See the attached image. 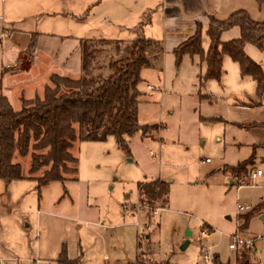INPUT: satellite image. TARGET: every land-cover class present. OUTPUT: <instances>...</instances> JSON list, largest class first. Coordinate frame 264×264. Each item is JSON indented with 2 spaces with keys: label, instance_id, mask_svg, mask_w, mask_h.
I'll list each match as a JSON object with an SVG mask.
<instances>
[{
  "label": "rangeland",
  "instance_id": "rangeland-1",
  "mask_svg": "<svg viewBox=\"0 0 264 264\" xmlns=\"http://www.w3.org/2000/svg\"><path fill=\"white\" fill-rule=\"evenodd\" d=\"M140 9L122 0H0V64L5 59L3 36L14 31L28 39L40 34L128 42L135 39L132 33L151 23V33L157 35L153 15L141 19ZM147 27L144 34L149 35ZM31 55L24 51L22 63ZM152 66L141 73L137 85L140 94L150 97L144 102L138 97L137 104L138 125L156 126L147 132L149 137L133 133L126 139L128 152L118 148L112 137L77 143L72 150L76 180L51 182L39 189L30 180L7 184L0 180L4 208L0 255L13 256L14 264L35 259L55 264L61 251L68 260L78 259V264L137 262L138 231L132 208L137 203L136 184L157 176L169 180L168 205L150 218L147 239L140 243L141 264H204L203 247L209 248L210 264L214 257L216 264H233L227 236L236 230L239 216L260 204L246 229H238L243 238L264 237V151L251 149L249 135L225 123L227 114L219 100L200 97L218 94V85L214 80L198 85L202 72L197 58L184 56L175 64L171 52H165L152 59ZM3 84L0 76V93ZM208 84L214 86L213 92ZM250 157L263 177L252 179L250 171L244 178L247 184L229 185L234 178L221 172L223 166L234 167ZM237 205L247 210L238 212ZM202 222L210 228L204 238ZM256 247L264 263V247L258 242Z\"/></svg>",
  "mask_w": 264,
  "mask_h": 264
},
{
  "label": "trees",
  "instance_id": "trees-1",
  "mask_svg": "<svg viewBox=\"0 0 264 264\" xmlns=\"http://www.w3.org/2000/svg\"><path fill=\"white\" fill-rule=\"evenodd\" d=\"M255 2L258 6L264 4V0ZM207 20V48L201 47L200 26L196 24L193 35L171 51L175 64L184 56L197 58L204 66L203 74L197 77L201 86L205 81L219 80L221 60L227 56L237 65L240 77L254 82L259 99L264 92V76L259 65L244 54L243 47L251 45L264 52V23L252 21L245 11L233 12L224 20L212 17ZM234 27L238 29V38L220 42V34ZM35 46L36 37L32 34L25 52L33 53ZM160 50L159 41L140 36L128 42L79 39L76 79L51 74L41 97L19 98L18 111H13L6 98L0 96V180H31L36 189L51 182L76 180L77 159L72 150L77 143L101 142L112 137L118 148L128 152L126 139L129 136L139 131L146 137L147 132L154 131L156 126L137 123V85L141 70L149 66V54ZM29 63L21 60L12 70H23ZM253 103L259 104L258 101ZM251 168L252 157L234 167L225 166L223 172L240 180L247 177ZM136 190L140 204L159 209L165 206L166 183H137ZM260 205L238 217L240 229L260 210ZM216 261L214 257L213 264ZM55 264H77V260H68L61 251ZM132 264L141 262L137 260ZM233 264L253 263L243 249L234 252Z\"/></svg>",
  "mask_w": 264,
  "mask_h": 264
},
{
  "label": "crops",
  "instance_id": "crops-1",
  "mask_svg": "<svg viewBox=\"0 0 264 264\" xmlns=\"http://www.w3.org/2000/svg\"><path fill=\"white\" fill-rule=\"evenodd\" d=\"M122 1L129 2L131 6H141V19H144V17L146 18L147 15L151 13L153 15L151 20H155L156 26L158 25L157 27L159 33L156 32L157 35H152L151 23L148 27L146 26L149 35L146 33L144 34L146 27H144L145 24L142 23L143 21H140L142 23V27H144L142 31L140 30L138 33L131 32L135 36L134 38L140 36L145 39L159 41L161 45L160 51L149 54V66L142 69L140 75L144 70H149L153 67L152 59L155 56L163 55L165 52L170 53L179 43L192 36L195 31L196 24H199L200 26L201 43L204 42V40H207L205 31L208 23L207 19L209 17H212L216 20H224L233 12L245 11L252 21L264 23V4L258 6L255 0ZM135 29L136 27L133 29V31H135ZM35 35L37 36L35 50L31 55V59L28 60L30 61L28 67L23 70L12 69L14 67H18L19 62L22 60L20 55L29 45L30 36L28 39L16 31L8 34L6 33L3 36L4 46L1 49V52L5 59L2 61L3 63L1 62L0 64L2 68L0 76L3 79L4 87L2 88V93H0V96L6 98L13 111L19 110L20 97H22L24 100H30L34 95L41 97L43 87L49 84L48 77L51 74L72 79H76L78 77V39L67 37L54 38L55 36L53 35ZM238 36V29L234 27L222 32L219 36V41L225 43L227 41L237 39ZM206 44H208V41ZM205 46V48H202L203 50L207 48V45ZM243 52L251 61L259 65L264 76V52L257 50L251 45H244ZM199 69L203 74L204 66L202 64H200ZM213 82L218 85V94H211L208 92V94L205 93L200 97H204L207 101L219 100L221 102L220 107L223 108L227 114V122L225 123L235 125L240 131L246 132V134L249 135L248 146L251 149L252 147L253 149L255 147H259L264 151V128L261 127V125H264V92L263 95L258 99L255 93L254 82L248 77H240L237 65L233 63L227 56L222 57L221 75L219 80ZM204 83L207 84L210 82L205 81L202 83V85H204ZM208 87H211L212 92L214 91V86H212V84H208ZM146 88L150 90L153 89L150 87ZM139 97L143 102L150 101L149 96L146 98L143 94L139 93ZM256 101H258L259 104L254 105L253 102ZM251 103L253 104L251 105ZM160 129L162 130V126L157 127L155 132H158ZM240 144L241 143H237L236 145ZM223 168L221 172L224 174L225 172H223ZM256 170L260 169L255 167L251 168L250 177L252 179L262 178V171L260 176H252ZM245 179L247 178L245 177ZM153 181L166 183L168 189L169 180L159 176L155 178L151 177L148 180L144 179V181L139 183H149ZM239 182H245L247 184L248 180H237L236 178L230 179L229 185H238ZM4 183L7 184L10 182ZM237 189L238 188L236 187V190ZM168 193L169 192L167 191L165 206L160 210L167 208ZM123 204L125 205L128 203L125 202ZM3 210L4 208L2 207V204H0V217L3 213ZM8 214L6 213L5 216ZM130 216L133 218L132 214H130ZM155 226L158 227V222H155ZM202 226L210 231V228L204 223ZM244 229H246V226ZM12 257H9L8 255L5 257L0 255V259L7 260L6 263L14 264Z\"/></svg>",
  "mask_w": 264,
  "mask_h": 264
},
{
  "label": "built area",
  "instance_id": "built-area-1",
  "mask_svg": "<svg viewBox=\"0 0 264 264\" xmlns=\"http://www.w3.org/2000/svg\"><path fill=\"white\" fill-rule=\"evenodd\" d=\"M205 162H208L206 159ZM261 172L259 170H256L252 176H260ZM242 186V183H238V188ZM133 208V215L135 216L136 220L134 222V226L136 227L138 234H137V241H136V259L141 262V258L144 256L142 251L140 249L141 247V241L147 239V236L145 235L146 232L150 229V218L157 215V212L160 210L158 207H149L146 205L140 204L138 201L135 206H132ZM236 210L238 212L247 210L246 207H241L239 205L236 206ZM142 216V222H140V217ZM239 219L236 220V230L227 236V249L232 252H237L240 250H246L250 256V260L253 264H264L258 253V248L256 247V243H260L262 246H264V237L263 236H253L251 238H243L239 235ZM208 230L206 228H202L200 231L201 237H206L208 234ZM200 254L202 256L204 264H210L209 261V248L203 247L200 249ZM7 260L0 259V264H5ZM16 261V260H12ZM41 262L37 259L29 261V264H40Z\"/></svg>",
  "mask_w": 264,
  "mask_h": 264
}]
</instances>
